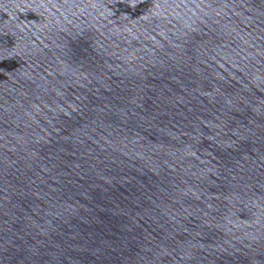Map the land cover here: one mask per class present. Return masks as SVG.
<instances>
[{"label": "water", "instance_id": "water-1", "mask_svg": "<svg viewBox=\"0 0 264 264\" xmlns=\"http://www.w3.org/2000/svg\"><path fill=\"white\" fill-rule=\"evenodd\" d=\"M0 264H264V0H0Z\"/></svg>", "mask_w": 264, "mask_h": 264}]
</instances>
